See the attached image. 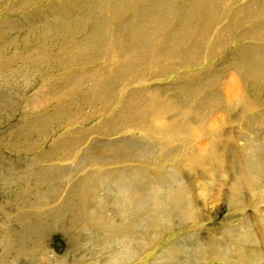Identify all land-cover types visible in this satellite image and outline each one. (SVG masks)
<instances>
[{
    "label": "rangeland",
    "instance_id": "obj_1",
    "mask_svg": "<svg viewBox=\"0 0 264 264\" xmlns=\"http://www.w3.org/2000/svg\"><path fill=\"white\" fill-rule=\"evenodd\" d=\"M100 1L0 0V264H264V0ZM79 208L125 223L120 257Z\"/></svg>",
    "mask_w": 264,
    "mask_h": 264
},
{
    "label": "bare ground",
    "instance_id": "obj_2",
    "mask_svg": "<svg viewBox=\"0 0 264 264\" xmlns=\"http://www.w3.org/2000/svg\"><path fill=\"white\" fill-rule=\"evenodd\" d=\"M98 1V0H97ZM102 1V0H101ZM100 1V3H101ZM107 1V0H106ZM114 2V0H112ZM110 1V2H112ZM155 1V0H154ZM92 2V1H91ZM159 3H161V1L159 0L158 1ZM80 3V2H79ZM93 3V2H92ZM103 1H102V5H103ZM106 3V2H105ZM81 4V3H80ZM79 4V5H80ZM98 4V3H96ZM109 4V2H108ZM111 4V3H110ZM158 4V3H157ZM95 5V4H94ZM107 5V4H106ZM160 5V4H159ZM109 6V5H108ZM112 6V5H111ZM110 6V7H111ZM89 7H90V4H89ZM99 7V6H98ZM97 7V8H98ZM109 8V7H108ZM91 9V8H90ZM99 9H102V8H99ZM107 9V8H106ZM112 9V8H111ZM61 17V16H60ZM59 18V17H58ZM65 18V17H64ZM57 19V18H56ZM70 19V18H69ZM72 19V18H71ZM77 19V18H76ZM75 19V20H76ZM79 19V18H78ZM77 19V20H78ZM58 20V19H57ZM65 19H62L60 18L59 19V22L61 21L63 23ZM75 20L73 22H75ZM81 20V18L79 19V21ZM91 20V19H90ZM99 20V19H97ZM95 20V21H97ZM71 21V20H69ZM77 21V22H79ZM100 21V20H99ZM102 21V20H101ZM72 22V21H71ZM81 22V21H80ZM79 22V23H80ZM94 22V21H93ZM100 23V22H98ZM78 24V23H77ZM65 25V24H64ZM96 25V23H95ZM61 26V25H60ZM75 27H80V25H72L70 28L69 27H66V26H63V27H60L59 32L57 34V36H60L62 37L64 40L66 41H71L72 39L74 38H71V36L73 35V31L75 30H78L75 29ZM93 31V30H92ZM102 31V30H101ZM99 32L98 34H91L90 35H96L95 38L99 39L102 37V32ZM77 32V31H76ZM79 33V31H78ZM75 34V33H74ZM77 35V34H76ZM74 36V35H73ZM72 36V37H73ZM77 37V36H76ZM40 35H35V34H32L31 37L29 38L30 41H37V40H40ZM94 38V37H93ZM95 40V39H94ZM85 41V40H84ZM87 41V40H86ZM85 41V42H86ZM98 41V40H97ZM79 42V41H78ZM81 42V41H80ZM79 42V43H80ZM84 42V43H85ZM83 44V43H82ZM79 46V45H78ZM86 46V45H85ZM77 47V45H76ZM81 47V46H80ZM84 47V46H83ZM253 49V48H252ZM77 50V49H76ZM75 51V50H73ZM252 51V50H251ZM258 51V50H257ZM45 52H42V51H33L32 52V55L30 57V59H36V58H41V57H44L43 54ZM242 54V53H241ZM240 55V54H239ZM257 55V54H256ZM255 57V56H254ZM19 60L17 61H20L22 63L25 64L26 67L27 64H29V60H26L24 57H19L18 58ZM249 60V59H248ZM250 61V60H249ZM246 62L245 66L247 67L248 69V72L252 74V76H249V77H253V78H250L247 80V87L248 88H258V84L257 85H254V80L255 82L256 81H259V82H262V85L264 87V49L262 51L259 52V55H257L256 59L254 58L253 60H251L250 62ZM239 62V61H238ZM17 64L19 62H16ZM2 65L0 64V67ZM24 66V68H26ZM18 67V66H17ZM8 79H9V76L5 77L4 78V81L5 82H8ZM261 88V87H259ZM40 122V121H38ZM156 123L157 124H160V119L159 118H156ZM38 124V123H37ZM251 160H243L242 162V166L244 167V175L246 176V178L248 179V181H252V179L255 177L254 176V173L253 171L252 172H248L250 170L249 167H251L252 165L250 164ZM253 167V166H252ZM251 167V168H252ZM1 171H8L9 170V166L5 165L3 167L0 168ZM247 170V171H246ZM41 171H38V173H40ZM127 174H112V176L110 178H112L111 180L117 184V187L123 192L124 195H126V198L125 200L128 202V203H131L132 201L135 200V205H140L144 199L149 195V191H146V190H143V188H140V189H137L138 186L135 185L134 181L138 180L137 176L134 174V173H130V172H126ZM161 179V178H160ZM14 183L13 181H8L7 177H6V173L3 175V179L0 180V191H2L3 193V197L1 199V203L0 205H2L4 203V201H14L16 203H18V201H22L24 200V195H23V190H19V188L21 187V183H18L17 185L18 188H11L10 185ZM100 183V182H99ZM115 184V185H116ZM137 184V183H136ZM134 185V186H132ZM158 185V184H157ZM146 191V192H145ZM183 196H176L175 198V201L178 202L180 199H182ZM124 201V200H123ZM21 203V202H20ZM19 204V203H18ZM85 210V211H84ZM79 211L80 214H82V212L84 211V213L86 214L85 217H87L88 220H91V221H94V223L97 225L98 228L100 229H103L104 231L101 232V234L103 235L104 234V238H103V241L100 243L101 244V247L103 248H110V246L113 244V243H117L118 246H119V249L115 250V251H111L109 252V258H108V261L111 262V261H114L116 260L118 257H120L126 250V248L129 246L130 243H126L124 242L125 239H128V238H131L129 236V234L126 232V228L124 227V224L125 223H116V222H108V223H105L103 222V220L101 219L102 217H99V216H96V217H88L87 214V209H83V208H79ZM122 213V211H121ZM130 213V211L128 212ZM158 216L159 217H162L163 214H160L158 213ZM129 217H125V218H122V221L123 220H127ZM124 221V222H125ZM27 229H29L32 233H34V229H35V225H28L27 226ZM97 234V232H96ZM100 234V235H101ZM98 235V234H97ZM114 239L115 241H111L109 239ZM117 240V241H116ZM2 243V240L0 241V245ZM75 245V243H74ZM239 261L243 260L242 258H238Z\"/></svg>",
    "mask_w": 264,
    "mask_h": 264
}]
</instances>
